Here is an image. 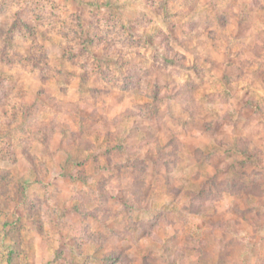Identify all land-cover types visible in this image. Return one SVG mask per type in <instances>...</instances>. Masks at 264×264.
Listing matches in <instances>:
<instances>
[{
	"label": "clouds",
	"instance_id": "9594fccd",
	"mask_svg": "<svg viewBox=\"0 0 264 264\" xmlns=\"http://www.w3.org/2000/svg\"><path fill=\"white\" fill-rule=\"evenodd\" d=\"M0 264H264V0H0Z\"/></svg>",
	"mask_w": 264,
	"mask_h": 264
}]
</instances>
